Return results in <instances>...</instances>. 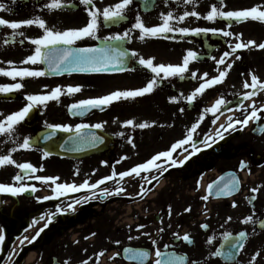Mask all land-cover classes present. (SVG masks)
<instances>
[{
    "label": "flooded vegetation",
    "instance_id": "obj_1",
    "mask_svg": "<svg viewBox=\"0 0 264 264\" xmlns=\"http://www.w3.org/2000/svg\"><path fill=\"white\" fill-rule=\"evenodd\" d=\"M46 2H50V0H0V3L6 5L9 9L0 11V18L18 22L40 16L47 22L49 27L57 31L83 27L89 20L85 7L80 4L79 0H65V3L73 6L65 7L61 10H48L44 7ZM94 2L98 8L103 9L106 6L115 4L118 0H94ZM216 2L217 0H198L195 10L202 15L206 14L210 6ZM225 4V10H239L255 5H264V0H225ZM186 10H192V6L184 5L183 0H168V4H165V0H147V4L145 0H134L130 10L126 13V19L118 22L124 24L107 26L101 18L97 33L100 39H83L78 41L75 47L96 45L99 41H104L103 38L106 36L123 33L134 23L137 14L142 17L146 26H155L161 23L160 13L173 11L174 15H180ZM226 23L223 20H217L215 23H212L203 19L188 18L183 24L178 26L221 29L226 27ZM230 30L237 34L242 33L241 39L243 42L254 40L257 43H264V22L247 21L232 23ZM19 31H23L25 36H18L15 42L5 45L3 42L4 38L11 34V30L7 27H0V67L7 69L10 67L7 62L12 61L16 68L43 71L40 64H26L25 66L22 63L34 52V45L30 44L27 38H38L43 34L42 30L33 25L23 27ZM21 40L24 42L20 43ZM236 42L235 39L232 40L233 44ZM123 43L129 51L134 50L144 58L154 57L155 64H181L186 50L191 49L199 53V59L190 64V70L198 71V74L207 72L210 76L211 73L213 76V71H208V66L213 62L211 57L215 56L219 58L224 51L228 50V40L211 33L187 37L169 34V38H145L144 40H140L137 30L132 34L129 41H124ZM236 55H240L241 59H238L230 70L225 80V85L232 86L239 83L243 88L244 80H250L249 72L264 80V50L252 47L238 50ZM130 59L129 78L134 83L133 87L135 88H132L138 89L143 87L152 78V73L140 66L136 62V59L131 57ZM114 76L119 75H99V77L107 78H113ZM40 78L49 79L44 76ZM36 79L25 78L23 81H20L17 78V80L13 81L8 77L0 75V85L16 82L24 83V87L16 92L0 94V114H2L0 115V119L21 110L27 103L24 99L26 95L37 94ZM200 82L199 80H192L190 73H188L183 80L179 78L164 80L150 95L135 100L114 102L112 105L106 107V116H103V111H95L80 121L67 116L69 122L74 121L73 124L75 125L78 123L90 125L104 123L107 117L111 126L110 131H107L103 127L111 143L107 139H103L102 143L97 142L95 146L99 149L98 153L91 154L80 160L57 158L65 164L62 167L68 172L66 174L67 177L58 174V171L52 172L50 169H47L52 167L50 165L51 159H56V157L48 156L44 158V153L37 147H33L30 150H18L12 153L13 159L17 163L30 162L38 169L35 175L59 177L58 183H69L72 181L82 183L85 179H88L90 183H94L100 178L110 175L113 166L118 173L128 170L134 165L146 161L155 153L168 149L172 143L182 139L184 135L182 137L180 135L181 132L185 131V128L181 130L182 121L180 120L179 109L186 102L184 97L198 87ZM105 86L112 88L108 82H105ZM243 90L239 95H242L246 91L244 88ZM86 92H90V90L82 86V90L77 95L82 96ZM94 92L100 93V89H95ZM172 96H177L179 102L170 103L169 98ZM253 99L256 101L257 107L264 105V92L259 93ZM121 102H125L124 105ZM249 103L251 101L245 102L246 105ZM186 105L187 108L193 107V104L188 105L186 103ZM51 107V105L47 104L46 107L40 106L33 109L25 121L18 126L14 140H9L6 136H0V155L8 154L12 148L18 147V143L22 142L24 137L33 138L39 131L45 129V123L41 119H48L53 116L54 112L50 111ZM168 110H171V112L169 113ZM139 111H151L153 115L141 117V115L137 114ZM118 112L126 114V116L128 115L125 118L126 120L132 119L136 122V120L142 119L144 122L155 121L156 123L155 126L147 129L131 127H123V129L122 127H118L116 121L117 118L121 117L117 114ZM60 114H64L62 109L52 119L53 124H66L65 118L61 117L62 115ZM238 115L237 119L243 118L242 112H239ZM261 116L262 119L259 125L250 122L247 127L243 128L256 141L253 147L248 145L243 148L237 143L226 148L223 156L218 152L209 154L211 156L221 155L225 161L223 172L234 173L239 180V188L236 194L225 200L223 208L224 219L221 223H217V221L213 220L215 218L210 213L204 214L203 211H194L192 214H187L185 221L181 216L183 204L185 205L186 201L181 200L177 195L179 193L178 187L181 186V182L187 183L190 178L196 177L195 170L197 171L198 168L194 166L195 164H192L197 159L196 154L191 155L185 161L183 167L170 168L168 172L160 177L158 182L153 181L152 185H148L139 178H125L124 181L120 182L119 186L126 189V193L120 196L102 197L99 195L100 190L97 189L96 198H92V193L82 190L77 196V199H81V202L74 207L75 212H72L73 209H66L64 211V208L70 202L67 197L42 199L43 197L54 195L52 191L54 185L50 186L37 181L23 174L21 170L13 165L0 167V183L14 186H20L21 184L34 185L37 188L36 192H26L15 197L7 193H0V235L5 237L3 243L0 244V264H6L10 255L13 257V264H65L66 261L69 264H82L84 260L89 258H91L90 264H96V254L102 251L105 254L100 257L99 264H137L136 261L127 263L123 260L122 251L125 248L149 250L150 256L146 264H153L156 259V257H152V252H155V246L152 245L147 236L142 234L147 232L152 237L154 227L150 224V221L155 224H159L161 221L164 222V232L156 231L155 237H153V239L158 241L160 250L186 256L189 262L194 260L196 264H229L226 259L221 260L213 256L212 253L219 248V244L223 240V233L231 232L233 238H235L240 231H246L248 232V236L245 240V247L242 251L236 253V259L232 264H250L251 257L257 251L261 252V256L257 258L256 264H264V230L258 226L259 221L264 219V143L261 142V139L264 138V133L257 130L260 125H264V113H261ZM237 129L239 130V126H237ZM234 131L236 130H230L224 134L225 138H227L225 146L234 136ZM118 133H123V135H118ZM130 138L133 140L135 147L128 143ZM182 151L178 150V153ZM190 151L191 148H189ZM184 155H188V153H183L180 157ZM123 157L127 158L122 159ZM219 160L221 159H214V162H218ZM102 161H107V164H102ZM57 166L61 165L58 164ZM218 171L221 172L222 170L218 168ZM77 172L78 174H76ZM18 174L24 175L23 181L16 182L14 180V177ZM165 178H168V184L170 185L168 191L170 192V189L174 187V194L161 195L160 197L163 200L160 204V209L162 212L158 214L159 209L154 213L155 216L151 217L149 213L150 209L157 206L153 203L152 206H149L150 192L143 197L137 196L139 186L144 184L146 188L151 187L153 190L160 180H164ZM192 184L193 188H196V178ZM103 187H108L110 191H115L117 184L115 181H112L101 186V188ZM253 187H258L260 191L255 194L252 193L250 190ZM253 195H256L257 198L254 201H250L249 198ZM164 197L167 199H164ZM192 200L193 203L198 202L195 199ZM141 201L143 205H141L142 209L139 214H131L128 210L133 207L135 202ZM233 202L236 203V207H232ZM59 205L63 208L60 215L55 213V208ZM169 206L172 209L170 218L168 216ZM107 207H109V217L104 215ZM102 209L104 210L103 212ZM253 211H255L254 220L256 224H243L241 221L246 216L252 214ZM49 215H52L51 223L44 228L39 237L31 243L25 241L24 245L21 246V238L27 236L31 239L40 228L44 227L43 220L34 226L32 222L39 220L41 216L47 218ZM134 217L137 218L135 221L137 224L127 228L126 223H129L128 219L133 220ZM228 217H232V219L226 222ZM102 219L106 220L101 223ZM201 220H204L209 225L208 230L200 227L199 221ZM141 224L145 225V227L137 231V225ZM168 225H171V227H168ZM29 227L33 228V235L25 234L26 229ZM254 227L255 231H253ZM197 228L198 231L196 230ZM105 232L107 234V243L101 237V234ZM173 233H179L180 235L190 234L194 243L189 245L182 240H176ZM209 236L214 237L211 245L207 243ZM129 237H132V239H129ZM115 241H120L119 245L115 244ZM165 245H169L170 247L165 249ZM21 247L23 248L22 251ZM228 250L225 242V251ZM116 252H120L121 255L112 259L111 257Z\"/></svg>",
    "mask_w": 264,
    "mask_h": 264
},
{
    "label": "snow or ice",
    "instance_id": "obj_2",
    "mask_svg": "<svg viewBox=\"0 0 264 264\" xmlns=\"http://www.w3.org/2000/svg\"><path fill=\"white\" fill-rule=\"evenodd\" d=\"M80 4L85 7L87 15L89 17L88 22L85 26L77 29H68L57 31L47 25V22L40 16L34 18H29L23 21H9L4 18H0V27H7L11 30V34L5 36L4 44L7 45L11 42H15L16 38L25 36L23 31H19L21 28L26 26H37L42 30L43 34L38 38H27L29 43L34 45V52L29 55L23 64H46L47 72L52 73H64L67 72L71 74L72 72L79 73H107L110 70H122L124 68V62L129 57L136 59V62L143 68L149 70L152 73V78L143 86L138 89L130 90H115L107 95H103L95 98L82 99L68 106V111L73 116H83L87 112L93 109L103 110L105 107L112 105L114 102H119L121 100H135L140 97L152 94L160 84L170 78H179L181 80L186 78V74L190 73V78L192 80L201 81L189 95L184 97L188 105H192L198 97L203 96L208 89H212L217 85H221L225 82L229 75L230 70L233 67L234 61L231 57L235 55V58L241 59L240 55H236L238 50L249 49L252 47L264 50V43H257L254 40H248L247 42L242 41V33H234L230 29L232 23H242L247 21H258L264 22V5H255L247 9L239 10H225L226 4L225 0H217L210 6V9L206 14H201L195 10L198 4V0H183L184 5H191L192 10L183 11L180 15H174L173 11H168L167 13H160L161 23L155 26H146L142 17L137 14L135 16V21L132 23L131 27L124 31L123 33L109 35L103 38L105 41V46L103 47H75L78 41L83 39H100L97 35L101 18L105 25L116 24L122 22L126 19V13L130 10L133 5L134 0H118L113 5H109L100 9L96 6L94 0H79ZM147 4V0H145ZM165 4H168V0H165ZM65 3V0H50L46 2L44 7L48 10H61L65 7H72ZM9 10L6 5L0 3V11ZM188 18H195L196 20H206L208 22L215 23L217 20H223L226 23L225 28H209V27H187L178 26L183 24ZM138 30L139 39L144 40L145 38H169V34H175L179 37L187 36H201L211 33L215 36H221L228 40V50L224 51L219 58L212 56L211 59L215 62L217 75L210 76L209 73L204 72L198 74V71H191L190 64L199 59V53L191 49L186 50V54L182 58V63L178 65L173 64H155L154 57L144 58L139 55L136 51H128L124 49L119 42L129 41L132 34ZM174 38V37H173ZM235 39L237 42L232 43ZM24 41L21 40L20 43ZM7 64L9 68L0 67V75L8 77L13 81L20 79L23 81L25 78H39L47 75L46 71L32 70L29 68H16L14 62L8 61ZM243 75V74H242ZM249 79H245L243 82V88L246 90L242 95H238V99L235 101V108L232 107L233 101L226 100L223 95L217 98L210 107L203 109L199 119L191 125V127L186 132L182 139L177 140L172 143L170 147L166 150L159 151L152 155L149 159L139 164L134 165L128 170L116 172L114 166L110 175L100 178L94 183H90L88 179H85L82 183H58L59 177H44L35 175L38 171L30 162L17 163L13 159L12 153L18 150H30L34 147V142L32 137H24L22 142L18 143V147H14L10 150L8 154L0 155V167L13 165L17 167L25 175L34 178L37 181H41L47 185H54L52 191L54 193L51 197H43L42 199H59L61 196H66L69 193H76L82 190H86L92 193V198H96V190L99 189V195L102 197L106 196H120L126 193V189L120 187V182L124 181L125 178H139L140 180L146 182L148 185H152L153 181H159L170 168L182 166L191 155H195L197 152L201 151L202 148L198 145H203V147H210L218 139H223L224 134L228 133L230 130H243L247 127L250 122L257 123L262 119L261 113H264V105L259 107L256 106V101L253 99L259 93L264 92V80H261L257 75L249 72ZM24 87L22 82H16L11 84L0 85V94H10L16 92ZM47 87V86H45ZM82 90V86H67L66 90L60 86L55 87L50 92L43 94H28L24 97L26 100V105L18 111H15L3 119H0V136H6L9 140H14L16 133L18 131V126L29 116L33 109L40 106H47L50 101L59 102L62 95H73L79 93ZM183 96V94H181ZM246 101H251L249 104H245ZM170 103H178V97L172 96L169 98ZM250 109V111H249ZM181 112L184 111L183 108L180 109ZM227 111L232 112H242L243 118L237 119L233 115H228L224 123H219L217 126V121L220 116ZM211 114V123L214 130L211 133H206L202 139L199 141L195 138L197 129L200 124L206 119L207 115ZM2 115V114H0ZM106 123V122H105ZM155 121L152 122H141L136 123L132 119H128L123 122V127L128 128H139L147 129L149 127L155 126ZM46 129L48 131L44 136V140H51L59 132L69 133L68 140H65L61 144L63 148L69 141H73L78 144H91L95 145L97 142H103V137L96 135L95 133L86 132L88 129H103L104 123L96 124H86L78 123L76 125L71 124H51L45 122ZM259 132L264 133V125H260L257 129ZM118 135H123V133H118ZM15 142V141H14ZM128 143L132 144L133 140L130 138ZM188 146V147H185ZM189 148L191 151L189 152ZM178 150H183L178 153ZM183 153H188L184 155L183 159L180 158ZM176 154V155H174ZM50 155L48 151H45L43 156L47 158ZM123 157L122 159H126ZM102 164H107V161H102ZM42 170V169H40ZM78 174V172L76 173ZM24 179V175H16L14 180L16 182H21ZM115 181L117 187L115 191H110L108 187L101 188L102 185H106L108 182ZM223 181V178H221ZM216 189V195L219 196H231L235 191L238 190L239 180L236 177H231L223 186H220V182H215L214 184L208 185V192L211 194L213 188ZM37 188L32 185L14 186L0 183V193H7L12 196H19L26 192H36ZM151 187L146 188L144 184L139 186V191L137 196L143 197L151 192ZM252 193H258L260 189L258 187H253L250 190ZM256 195L251 196L250 201L256 199ZM39 199V198H38ZM87 199V197H86ZM203 200H208V195L202 197ZM75 203H80L79 200ZM236 203L233 202L232 207H236ZM69 208L74 210V205L69 204ZM57 212H61L60 208H57ZM66 211V209L64 210ZM185 212H190L191 208L187 207L184 209ZM172 215L171 206L168 208L169 218ZM255 211L252 214L246 216L241 222L245 225L256 224L254 220ZM232 217H228L227 221H231ZM45 220L44 216L39 217V220H34L32 222L33 226L39 221ZM52 215L47 217V222L44 224L43 228H40L36 235L29 239L27 236L21 239V246L24 242H33L44 228L51 223ZM163 221H161L162 223ZM259 228L264 229V219L259 221ZM145 225H137V231L143 229ZM171 227V225H168ZM200 227L204 230L209 229L207 223H203ZM164 228L158 229L159 232H164ZM255 231V227L253 228ZM147 236L151 241L152 245L155 246V257L153 264H196L193 260L188 261L186 256L176 255L168 251H161L158 246V241L151 237L150 233H142ZM94 235V234H93ZM176 240H182L185 243L192 245L194 243L193 238L190 234L180 235L179 233H173ZM248 236V232L240 231L238 235L233 238L231 232L223 233V239L226 242L228 251L224 250V245L217 248L212 255L215 257L225 258L229 264L236 259V253L242 251L245 247V240ZM138 238V237H137ZM5 237L0 235V244L3 243ZM87 239V237H86ZM132 239V237H129ZM214 237L209 236L207 238V243L211 245L213 243ZM120 241H115V244L119 245ZM165 249L170 246L165 245ZM23 248L21 247V251ZM124 253L129 260H134L137 264H146L150 252L146 249H133L125 248ZM105 253L99 252L96 254L95 261L99 264V259ZM121 255L120 252H116L111 257L115 259ZM261 256V252L257 251L251 257L250 264H256L257 258ZM91 258L86 259L82 264H90ZM6 264H13V257L10 255ZM65 264H69L68 261Z\"/></svg>",
    "mask_w": 264,
    "mask_h": 264
},
{
    "label": "rangeland",
    "instance_id": "obj_3",
    "mask_svg": "<svg viewBox=\"0 0 264 264\" xmlns=\"http://www.w3.org/2000/svg\"><path fill=\"white\" fill-rule=\"evenodd\" d=\"M231 60L234 61V64H233V66H234L235 63L237 62V59L235 58V56H233V57H231ZM24 65L26 66V64H24ZM208 71L209 72L213 71V76L218 74L216 71V66H215L214 61L212 62L211 65L208 66ZM129 76H130V74L127 73L126 75L114 76L113 78L98 77V76H86V77L69 76V77H61L58 79H41L39 77L35 81V83H37V86H36L37 94H43V93L50 92L52 89H54L57 86H60L66 90L67 86H69V85H71V86L79 85V86H83V88L90 90V92H86L82 96L77 95V93H75L73 95L65 94V95L61 96L59 102L50 101L48 103L49 105L52 106L50 108V111L54 112V114L52 117H49L48 119L42 118L41 120H43L44 123L47 122V123L53 124L52 119L55 117L56 114H59L60 109H62L64 111V114H60V115H62L61 117L65 118V123L71 124L74 126L75 125V124H73L74 121L69 122V119H67V114L65 113L66 107L68 105L75 103V102L82 100V99L95 98V97L107 95V94H109L115 90L133 89V88H135V87H133L134 83L130 80ZM211 76H212V73H211ZM105 82L110 83L112 88H107L105 86ZM45 86H47V87H45ZM95 89H100V93H95L94 92ZM241 91L243 92L244 90L239 83L232 85V86H227V85H225V82H224L221 85H217L216 87H214L212 89H208L203 96L198 97L197 100L193 103V107H192L191 111L187 110V105L185 102L183 104V106H181V108H183L184 111L181 112L180 111L181 108L179 109L180 116H181L180 120L182 121V129L181 130H183L185 128L184 132H187L188 129L191 127V125L199 119L203 109L206 107H210L214 103V101L217 98H219L221 95H223L226 100L233 101L234 103H233L232 107L235 108V101L238 99V95L240 93H242ZM121 101H126V100H121ZM124 103L125 102H121V104H123V105H124ZM126 111L127 110L125 109V112ZM168 111H169V113L171 112V110H168ZM103 112H104L103 116H106L105 114L107 112V109L104 110ZM177 113H178V111H177ZM117 114L121 116L120 118H117V120H116L118 127L123 128V122L126 121L125 118L128 115L126 116V114H123L120 112H118ZM137 114L141 115V117L153 115V113L151 111H145V112L139 111V112H137ZM229 114L230 115L232 114L233 116H237L238 112L234 111L232 113H229V112L225 111L224 114L220 116V119L217 121V123L220 121H223L225 119V116H227ZM211 119H212L211 114H208L206 119L203 121V123L200 124V127L197 129V133L194 134L195 138L197 140L202 139L206 133H211L213 131L215 126L212 125ZM105 122H104V128H106L107 131H110L111 126H110L109 119L107 117H106ZM141 122H144V121L142 119L136 120V123H141ZM104 128H103V130H104ZM184 132H181L180 137H182L183 135L185 136L186 133H184ZM234 132H235V133H233L234 136L227 142V145L225 146V144H224L219 148L218 153L221 152L222 156L225 154L226 148L231 147L237 143H238V145H241L240 147H243V148L248 146V145L250 147H253L254 144L256 143V141H254V138L252 137V135H250V133L247 132V130H238L237 129ZM261 142L264 143V138L261 139ZM222 152H223V154H222ZM209 154L210 153L204 152L203 155H200L199 157H197L196 160H194L192 162V164H196L198 167L197 171L195 170L196 177L190 178L189 182H187V183L181 182V186L178 187L179 193H177V195H179L181 200L186 201L185 202L186 204L185 205L183 204V209H182V213H181V216H182V218H184L183 219L184 221H185V216L188 213H193V211H200V210L205 211V213L211 212V215L213 216V218H215L217 223H221L222 220L224 219L223 208H224L225 202L215 203V202L210 201V199H208V200L204 201L203 204L200 203L202 200V197H204L206 195L203 192H198L202 186L200 183L202 182V184H203V183H207L208 181L212 180L215 176L220 174V172L218 171V168L223 171V169H224L223 167L225 166V161L223 160L221 155L211 156ZM217 158H219L221 160H219L218 162H214V159H217ZM47 163H48V161H47ZM58 164L61 166H57ZM50 165L52 167H49L47 169H50V171H52V172L58 171L59 172L58 174H60L64 177H67L66 174H68V172L62 167V165H65L62 160H59L57 158L51 159ZM196 165H194V166L196 167ZM187 166H189V165H187ZM208 168H211V170L208 172H202L201 171L203 169H208ZM195 178H196V182H198V183H197L196 188H193L192 183L195 181ZM65 180H67V179H65ZM171 181L175 182L174 180H171ZM161 184H163L165 188L160 189V190L158 188L157 190H154L153 192L150 193L151 196H153V198H151L152 200H150L149 206H152V203L156 204V206H157V207H152L150 209V211H149L150 214H154L160 209V204L162 203V200H163V199H161L160 195L167 196V195L174 194V187H172L170 189L171 190L170 192L168 191V189L170 188V185L168 184V178H165L164 180H162ZM174 184H176V183H174ZM157 187H159V184ZM192 197H194L195 201H198V202L193 203ZM164 199H167V198L164 197ZM187 207L191 208L190 212L184 211V209ZM108 209H109V207H107L106 211ZM103 211L104 210L102 209V212ZM161 212H162V210L160 209V211H158V214H160ZM104 220H106V219H102L101 223H103ZM200 222H202V221H200ZM150 224L154 227L153 231H152V238H153V237H155V232L158 231L159 228L164 227V222L159 223V224H155V223H151V221H150ZM196 230L198 231V228ZM106 236H107L106 232L101 234L102 240L105 243H107ZM108 237H109V235H108Z\"/></svg>",
    "mask_w": 264,
    "mask_h": 264
},
{
    "label": "water",
    "instance_id": "obj_4",
    "mask_svg": "<svg viewBox=\"0 0 264 264\" xmlns=\"http://www.w3.org/2000/svg\"><path fill=\"white\" fill-rule=\"evenodd\" d=\"M103 46H105V43L100 44V46H98V47H103ZM126 64H127V60H125V62H124V68H125ZM43 66H44V71L47 72V65L43 64ZM124 68L122 70H124ZM122 70H110L109 72H111V71L112 72L113 71H122ZM72 73H79V72H72ZM47 74L52 75V76H59V75H64V74H69V73H67V72H64V73L47 72ZM85 74H90V73H85ZM89 112H87L86 114H88ZM70 115L73 116L72 114H70ZM85 115H83V116H85ZM83 116H75V117H83ZM69 135L68 134L67 135L57 134L55 137L52 138L54 143H46L45 140L43 139V135L40 133L33 140V142H34V145H37V146L41 147L44 151H48L50 154H53L56 156L68 157V158H80V157L84 156V154H82V152H80V150L82 148L81 144L74 143L73 141H70L69 144L67 143L63 148H61V144H63V142L66 139H68ZM56 140L61 141V143H57ZM223 142L224 141H222V143ZM211 150H213V149H211ZM231 177H233V176H231L229 174H222L212 184H214L215 182H220V186H223V183H226L228 181V179ZM221 178H223V181H221ZM215 193H216L215 187L213 188L211 194H209V192H208V194L214 199L225 198V196H219L218 197Z\"/></svg>",
    "mask_w": 264,
    "mask_h": 264
},
{
    "label": "bare ground",
    "instance_id": "obj_5",
    "mask_svg": "<svg viewBox=\"0 0 264 264\" xmlns=\"http://www.w3.org/2000/svg\"><path fill=\"white\" fill-rule=\"evenodd\" d=\"M200 155V154H199Z\"/></svg>",
    "mask_w": 264,
    "mask_h": 264
}]
</instances>
